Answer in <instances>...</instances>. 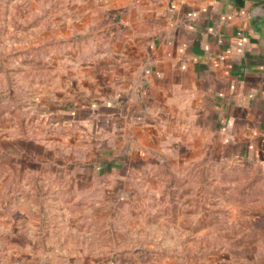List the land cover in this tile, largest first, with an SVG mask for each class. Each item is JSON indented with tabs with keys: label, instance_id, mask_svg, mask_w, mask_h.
<instances>
[{
	"label": "crops",
	"instance_id": "0c3cea01",
	"mask_svg": "<svg viewBox=\"0 0 264 264\" xmlns=\"http://www.w3.org/2000/svg\"><path fill=\"white\" fill-rule=\"evenodd\" d=\"M35 2L48 4L52 50L74 53L53 62L72 68L70 74L76 70L82 110L106 117L107 130L120 131L119 124L126 134L134 129L141 166L156 168L132 177L120 168L115 209L152 218L127 227L129 255L102 260L78 250L70 255L66 246L53 250L47 237L37 241L35 226L23 228L0 206V264H229L231 255H142L135 249L170 254L181 248L158 230L179 227V221L158 215L176 207L181 192L184 201L196 194L193 185L183 182L181 189L178 182L190 180L191 165L264 163V0ZM53 84L54 92L77 94L73 83ZM58 111L78 117L71 107ZM95 158L92 169L100 177L113 158ZM128 178L140 183L127 187Z\"/></svg>",
	"mask_w": 264,
	"mask_h": 264
},
{
	"label": "rangeland",
	"instance_id": "374dc122",
	"mask_svg": "<svg viewBox=\"0 0 264 264\" xmlns=\"http://www.w3.org/2000/svg\"><path fill=\"white\" fill-rule=\"evenodd\" d=\"M46 11L44 2L0 0V206L9 220L21 221L23 228L35 226L37 241L43 244L47 237L53 250L66 246L70 255L78 250L102 260L129 255L127 227L152 214L115 209L117 173L121 168L132 177L156 168L141 166L134 129L126 134L119 124L120 131L107 130L109 124L102 126L106 117L82 110L84 93H78L72 75L76 70L70 74L72 68L53 62L74 53L52 50ZM54 82L73 83L77 94L54 92ZM65 106L78 117H62L58 109ZM98 154H110L114 162L103 166L100 177L92 169ZM188 170L190 180L178 182L181 189L183 182L193 185L196 194L184 201L181 192L176 207L158 215L179 221V227L158 230L181 248L170 254L136 248L135 253L231 255L229 264H264V163H196ZM133 183L140 180L128 178L127 187Z\"/></svg>",
	"mask_w": 264,
	"mask_h": 264
}]
</instances>
